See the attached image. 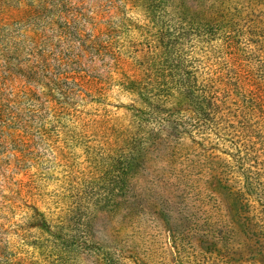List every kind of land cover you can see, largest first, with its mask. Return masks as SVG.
Here are the masks:
<instances>
[{
	"label": "rangeland",
	"instance_id": "1",
	"mask_svg": "<svg viewBox=\"0 0 264 264\" xmlns=\"http://www.w3.org/2000/svg\"><path fill=\"white\" fill-rule=\"evenodd\" d=\"M7 1L11 0L0 3L4 6ZM67 1L61 12L53 9L44 48L49 61L64 58L90 82L87 95L63 98L44 87L32 88L29 95L25 81L11 74L28 68L29 55L12 52L4 58L0 53V95L15 101L13 110L21 119L14 128L22 131L0 126V264H13L16 259L17 264H58L45 242L53 239L41 230V219L57 221L74 208L93 214L88 238L116 253L115 264H259L252 261L250 251L239 247L243 240L228 243L226 239L239 195L219 190L215 178L211 179L213 191L204 190V168H195L180 156L187 153L188 140L176 145V159L164 149L151 152L146 167L130 178L133 188L128 193L104 189L102 182L95 184L104 175L107 148L115 143L118 132L132 131L133 109H141L142 101L126 77L136 70L130 60L133 55L155 45L156 31L142 12L123 0ZM175 4L187 19L205 18L200 7L228 15L238 7L264 20V0H177ZM65 12L70 13L69 24L63 18ZM22 16L15 13L13 20ZM100 29L112 31L109 40L114 45L109 51L90 48L89 39ZM192 39L186 50L195 63H224L233 55L241 59V65L251 66L257 81L252 84L261 89L264 107V34L252 40L256 44L236 40L232 51L218 38L210 44ZM119 54L121 60L116 59ZM33 96L38 100L28 98ZM187 104L176 94L164 100L163 107H181L185 117L192 118ZM239 194L252 200L258 195ZM200 229L211 232L212 241L199 236ZM179 235L186 244L181 254L175 244ZM75 264L105 263L85 257Z\"/></svg>",
	"mask_w": 264,
	"mask_h": 264
},
{
	"label": "trees",
	"instance_id": "2",
	"mask_svg": "<svg viewBox=\"0 0 264 264\" xmlns=\"http://www.w3.org/2000/svg\"><path fill=\"white\" fill-rule=\"evenodd\" d=\"M7 2L4 6L0 3V38L4 39L0 41V53L5 58L12 52H25L31 58L25 71H12V76L25 81V91L29 95L32 88L37 87H44L63 98L87 95L92 88L90 82L64 58L54 59L53 63L49 61L44 48L48 44L45 34L51 30L50 21L55 16L53 9L61 12L69 1ZM123 2L147 18L148 26L156 31L155 45L130 59L136 70L131 77H126L127 85L138 93L141 109H133L132 131L118 132L115 143L107 148L103 158L104 175L98 177L95 184L102 182L104 189L112 187V192L128 193L133 188L130 178L146 167L145 160L151 152L164 149L176 159L179 155L176 145L188 140L187 153L180 156L183 155L195 168H204V190H212L215 178L219 190L239 195V207L226 238L228 243L236 238L243 240L244 244L239 247L251 252L252 261L264 264V197L259 194L264 193L262 91L252 84L257 81H253L251 66L241 65V59L236 56L225 59L224 63L216 60L203 65L201 60L195 63L186 50V44L192 43L194 37L197 42L206 44L218 38L231 51L236 40L245 39L256 44L258 41L252 40L263 36L264 20L253 14H244L238 7L234 8L236 13L233 15L200 7L205 18L187 19L175 4L177 0ZM15 13L22 14V18L13 20ZM69 15V12L63 13L68 24ZM111 33L108 29L98 30L88 41L90 48L109 51L114 45V41L109 40ZM116 59L121 60L120 54ZM176 94H181L187 101L192 118L185 117L181 107H163L164 100H170ZM28 98L38 100L36 96ZM14 103V100L0 95V126L12 132L21 131L14 128L16 121L21 119L13 110ZM9 135L15 138L13 133ZM239 193L258 195L253 200L249 197L242 199ZM92 218L93 214L74 208L57 221L41 219V230L53 239H45V242L58 264H75L85 257L104 260L105 264L116 263V253L88 238ZM236 226L241 228L239 231L245 238ZM198 233L206 237L207 242L212 241L211 232L203 233L200 229ZM177 239L179 242L175 244L181 254L186 249L185 238L179 235ZM18 260L12 261L13 264Z\"/></svg>",
	"mask_w": 264,
	"mask_h": 264
}]
</instances>
